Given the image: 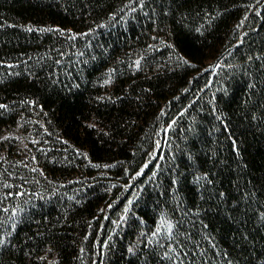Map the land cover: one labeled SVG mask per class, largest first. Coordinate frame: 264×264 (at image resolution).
I'll return each instance as SVG.
<instances>
[{"label": "trees", "instance_id": "obj_1", "mask_svg": "<svg viewBox=\"0 0 264 264\" xmlns=\"http://www.w3.org/2000/svg\"><path fill=\"white\" fill-rule=\"evenodd\" d=\"M0 105V264H264V0H0Z\"/></svg>", "mask_w": 264, "mask_h": 264}, {"label": "snow or ice", "instance_id": "obj_2", "mask_svg": "<svg viewBox=\"0 0 264 264\" xmlns=\"http://www.w3.org/2000/svg\"><path fill=\"white\" fill-rule=\"evenodd\" d=\"M0 107H3L2 105H0ZM7 138V137H5ZM170 227V226H169ZM4 241L2 239H0V245H3Z\"/></svg>", "mask_w": 264, "mask_h": 264}]
</instances>
